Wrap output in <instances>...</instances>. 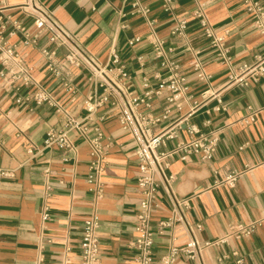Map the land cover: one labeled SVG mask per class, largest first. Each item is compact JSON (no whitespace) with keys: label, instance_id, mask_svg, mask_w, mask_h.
Segmentation results:
<instances>
[{"label":"crops","instance_id":"0c3cea01","mask_svg":"<svg viewBox=\"0 0 264 264\" xmlns=\"http://www.w3.org/2000/svg\"><path fill=\"white\" fill-rule=\"evenodd\" d=\"M39 8L69 32L75 44L107 75L122 86L120 64L130 78L135 94L156 89L167 77L148 39L149 20H155L158 36L173 47L169 56L186 76V89L175 101L169 92L153 93L146 117H168L152 125L154 134L170 130L174 136L158 147L166 176L174 175L171 190L178 199L191 197L186 217L193 236L200 242L223 237L235 224L255 222L246 238L234 236L226 242L205 247L200 259L181 253L175 264H264V112L247 123L248 107H264V77L249 85H226L229 73L264 55V34L255 27L243 0H173L169 10L164 0H36ZM139 2L147 15L135 12ZM27 0H0V47L12 46L31 68L33 78L51 93L54 103L38 104L32 98L37 85L20 81L6 84L0 74V264H81L84 220L96 215L101 264H133L136 249L135 214L142 197L136 177V141L121 126L118 108L110 102L87 118V100L102 94L101 80L88 68H74L73 79L65 84L46 70L42 48L53 49L46 32L36 42L35 14L25 9ZM202 6L217 34L226 39L230 63L222 61L204 34L193 12ZM180 18L189 20L183 36L172 34ZM20 27L26 29L22 30ZM140 37L134 43L132 38ZM29 41V43H27ZM120 63L112 61V52ZM200 61L210 77L201 80L195 63ZM5 67L0 63V72ZM9 66L5 69L7 70ZM149 87H144V82ZM209 90V94L204 92ZM71 118L103 132L106 162L102 192L90 181L91 146L77 130H70L76 152L67 155L56 145L46 146L48 130L64 128ZM217 134L214 157L202 159L200 152L179 150L197 134ZM2 170L13 174L5 176ZM237 173L234 184L223 181ZM158 179V176H156ZM173 200L163 185L156 192L152 227L172 213ZM192 236L177 225L157 235L153 246L155 264L172 244L184 245ZM237 252V254H234Z\"/></svg>","mask_w":264,"mask_h":264},{"label":"built area","instance_id":"2783aa9c","mask_svg":"<svg viewBox=\"0 0 264 264\" xmlns=\"http://www.w3.org/2000/svg\"><path fill=\"white\" fill-rule=\"evenodd\" d=\"M173 0H164L165 10H169ZM245 10L252 15L253 22L258 31L264 34V0H243ZM23 7L32 10L35 14L34 25L36 32L30 36L31 42H36L38 37L47 33L48 41L54 44V48L43 47L41 52L46 61V70L55 78L61 79L68 84L73 79L74 68H88L94 76L100 78V86L104 87L102 94H93L87 100L86 109L88 110L87 118L105 103L110 102L118 108V119L121 126L130 130L137 147L136 157L138 160V174L136 182L142 197L139 200V209L135 214L136 226L135 236L132 240V245L136 249V254L133 264H155V256L153 246L157 235L165 233L166 229L177 225L184 226L192 236L184 245L172 244L167 254L161 259L164 264H175L178 256L181 253L186 254L191 259H200L202 250L205 247L217 243L226 242L230 237L246 238L251 235L255 229V222L250 224H235L230 226L228 234L213 241L200 242L193 236V227L186 217V212L190 207L191 197L178 199L174 196L171 190V183L175 180L174 175L166 176L161 164L165 157L163 153L158 152V147L165 144L168 137L174 136L170 130H164L159 134H154L151 126L166 119L169 114V108L161 116H149L143 114L144 110L150 107L148 99L153 93L169 92L168 101H175L186 89V76L181 72L178 62L170 58L169 53L173 51V47L166 45L164 38L158 36L155 28V20L150 19V32L148 34L149 42L153 47L155 56L160 59L161 66H166L168 70L167 77L162 80L156 89L148 88L143 94H135L128 85L130 78L124 65L120 64V81L122 86L113 81L90 56H88L80 47H78L72 35L67 32L60 24L55 22L43 12L37 5L36 0H27ZM135 12L147 15L149 8L141 5L139 2L133 4ZM193 15L198 19L204 34L210 39L212 46L217 50L219 58L230 63L229 49L226 46V39L223 35L215 32L214 27L210 23L202 6H198ZM189 20L180 18L173 30L172 34L183 36L188 28ZM22 30L25 28L18 26ZM140 37L132 38L129 43H134ZM27 41V43H29ZM112 61L120 63L119 54L116 50L112 52ZM0 63L3 67L9 66L6 70L0 72L6 84H13L20 81L25 86H30L32 83L37 85L36 91L32 98L36 103H54V99L50 92L42 85L38 84L33 78L31 68L25 63L24 57L18 53L12 46L0 47ZM195 68L199 70L198 77L201 80H207L210 75L205 72L200 61L195 63ZM264 77V55L256 56L255 60L250 63L242 64L238 71H231L228 75L226 85L240 84L249 85L251 81H259ZM149 82H144V87H149ZM209 94V90L204 92ZM140 105L144 106V110H140ZM247 123L253 122L256 119V113L264 112V107L254 110L251 106L248 107ZM70 130H77L83 137L88 139L91 146V174L90 181L97 183V193L102 192L101 176L104 172L106 162V150L102 144L103 132L100 128H96V134L89 136L88 128L75 120L69 118L62 129L51 128L47 132L44 139L46 146L56 145L64 152L75 153L76 145L69 135ZM191 133L197 134L189 142L181 144L179 150L186 152H200L202 159L210 160L214 157L219 136L211 134L210 136L201 133L196 125L188 126ZM2 175L10 176L13 173L8 170H2ZM237 173L230 174L223 181L234 184L237 180ZM158 176V179L156 178ZM163 185L173 200L172 213L169 217L161 219L157 222L155 229L152 227V209L155 205L156 192L159 185ZM99 220L96 215H91L84 220L83 233L81 239V264H101L100 262V241L97 235ZM237 254V252H234Z\"/></svg>","mask_w":264,"mask_h":264}]
</instances>
